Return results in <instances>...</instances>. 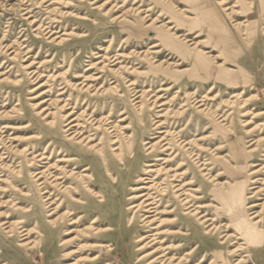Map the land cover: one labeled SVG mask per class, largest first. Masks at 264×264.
<instances>
[{
  "label": "rangeland",
  "instance_id": "obj_1",
  "mask_svg": "<svg viewBox=\"0 0 264 264\" xmlns=\"http://www.w3.org/2000/svg\"><path fill=\"white\" fill-rule=\"evenodd\" d=\"M165 33L192 49L191 61L162 45ZM196 57L204 59V66H199H208L213 78L198 72ZM222 69L239 80L220 82L217 78L227 79L228 74ZM65 103L70 104L67 112L62 109ZM70 112L75 113L71 120L79 117L103 156L67 141L64 126L70 120L65 122L64 116ZM52 119L55 129L48 126ZM113 125L115 132L110 129ZM116 137L121 141L117 147L127 148L132 141V151L125 150V163L114 151ZM163 137L172 149L166 153L160 148ZM184 141L191 146H180ZM153 145L156 151L149 155L147 149ZM34 151L49 152L51 165L59 156L76 158L71 167L61 166L90 177L88 188L76 177L65 184L78 193L75 198L83 205L50 188L57 200L65 202L60 214L68 209L76 214L70 219L77 224L70 229L89 232V249L78 257L67 255L77 250L75 234L66 236V229L53 233L50 221L57 217L49 216L33 178L37 169L45 171L50 164L38 163L39 158L33 161L29 154ZM242 152L253 157L247 160ZM169 155L177 160L170 167L184 165L182 173L194 180L196 207L209 205L200 212L216 220V226L229 221L219 215L215 193L229 194L242 176L251 182L260 179L255 185L249 182L247 207L260 204L249 214L264 215V0H0L1 219L26 230L37 227L33 240L43 246L42 256L33 259L19 247L18 239L0 228V252L10 259H0V264H73L84 257L97 258L90 264H145L138 262L147 253L140 250L138 237L150 229L144 221L147 214L131 209L141 203L134 189L140 187L137 181L146 164L162 166L164 161L156 160ZM246 162L248 168L243 167ZM86 168L90 171L83 173ZM257 170L258 175H251ZM258 190L261 193L249 199ZM173 199H166L165 206ZM10 201L18 207L4 203ZM173 208L177 214L165 218L178 221L176 230L193 229L192 245L204 249L192 263L198 264L205 250L214 253L211 247L220 245L227 229L205 235L195 218L186 220L182 208ZM96 218L100 224L95 228L112 231L96 235L90 229ZM71 238L72 247L64 244ZM178 241L187 242L184 237ZM232 244L229 241L225 250ZM107 246H113L114 255L107 254Z\"/></svg>",
  "mask_w": 264,
  "mask_h": 264
},
{
  "label": "bare ground",
  "instance_id": "obj_2",
  "mask_svg": "<svg viewBox=\"0 0 264 264\" xmlns=\"http://www.w3.org/2000/svg\"><path fill=\"white\" fill-rule=\"evenodd\" d=\"M158 33H161V30H159ZM163 35L164 37L161 38L162 39L161 43L163 46L170 47L172 50L175 51H179L186 61L187 60L191 61L189 58L194 57V52L192 51V49H190V47L188 48L185 44L174 38V36L172 35L171 37L168 36L167 33ZM248 39L251 40V37L248 36ZM157 46L158 45H154L152 48H157ZM203 60L199 59L198 61V57H196L194 61V67L197 68V70L198 69L200 70L198 72H203V74H205L209 78H213L212 74L207 71L208 66L200 67L201 65L204 66ZM201 61L203 62L202 64ZM92 69L93 67H90L88 71ZM223 69L220 72L222 74L228 73L229 76L228 74H226L227 79H224V77L217 78L220 82H224L228 84L229 83L228 80L230 81L232 79L233 82L239 80L238 76L233 75L232 72L230 71L226 72ZM85 87H87V85ZM85 87H83L81 90H83ZM202 106L204 105H201L200 107ZM68 107H70V104L65 103L62 106V109H66L67 112V110H69ZM74 114L75 113L70 112L64 116V120H66L65 122H68L70 120L64 126L66 128L65 133L67 134L66 136L67 141L74 142V144L80 145L81 147H89V150H98V146L92 144L94 142L93 136L92 137L87 136L85 132V128L79 123V117L71 120V118L74 117ZM48 126L52 129H55L56 128L55 120L52 119L48 123ZM163 126L164 124H159L158 127H163ZM114 128H116V126L110 128L113 129L112 132H115ZM160 134H164V132H161ZM167 141L168 139L165 137H163L160 140V145H161L160 148L162 149L161 152L166 153L172 150L170 149L171 145L169 141L168 142ZM164 142L166 143L162 146ZM120 143L121 141L116 137L115 141H113V145L116 146L114 148V151L118 152L117 158L119 159V161H121V163H125V157H126L125 150L127 151L129 150L130 152L132 151V141L130 142L128 141L127 148L123 147L122 145L117 147V145ZM183 144L185 148L191 146L190 143L185 141L181 142L180 146H182ZM147 150L150 151L149 155L155 153L156 151L154 145L150 146ZM188 151L192 156V158H196L195 159L196 162L200 160L199 156L195 154V152L191 148H189ZM97 152H99L101 156L104 155L100 149ZM48 153L49 152L46 151L43 153L41 152L38 153V151H34L33 153L29 154V156H34L33 161L34 159L37 160L39 158L37 161L38 163L49 161L46 162L45 164L48 165L50 164L48 169H46L45 171H39L40 169H37V171L33 173V178L35 182L38 184L37 186L42 192V195H44V199H45L44 202L46 203L47 209L48 208L50 209L49 212L51 214L49 216L57 217L56 219L50 221V224L54 229L53 233H55L56 230L66 229L65 231L66 236L71 237L75 234L76 236L74 239L73 246H75L77 250L75 249L73 251H69L67 255L68 256L76 255L75 257H78V254L81 255L85 249H89L86 242V240L91 238L88 237L89 232L80 231V230L78 232H74L70 229L74 227L75 224H77L76 221L74 222L73 219L72 220L70 219L71 217L75 218L76 214L72 212L70 209L66 210V212H64L63 214H60L61 211L64 209L63 206L65 202L64 201L60 202V199L57 200L56 197L58 196L55 193H51L50 188H54L59 191H62L61 193L67 194L70 198L75 200L76 199L75 195H78V193L76 191H72L70 187H66L65 184H67L69 180H72L74 177H76L77 180L79 179L82 182H84L85 186L88 184L87 185L88 188L90 184V179H89L90 177H87L86 176L87 174L83 175V174L75 173L74 170H68L67 167L61 166L62 164L67 163L71 167L72 165L76 164L75 163L76 158H71L67 155L64 158H60L59 156V159L56 161V163L51 165V161L53 160V158H51V156H48ZM241 154L245 155L244 158L247 160L253 157L251 153L242 152ZM175 160H176V156L172 157V155H169V158L167 159L158 158L156 160V162L164 161L162 166L153 163L146 164L142 177H139L137 181L140 187L134 189V192L140 193L135 197V199L141 201V203L139 205L132 206L131 209H137V211L140 210L145 214H147V217L144 219V221H145V225L150 229L149 234L138 237L139 238L138 242H140V246L142 245L140 247V250H146L145 252H147L143 257H140L138 262L146 261L145 264L146 263L166 264L167 262H170V264H192L194 260L202 254L204 249L201 246L192 245L193 244L192 241L195 240L193 229L189 228L187 232H184L183 230H176L175 227L178 226V221L176 219L169 220L165 218V217H173L174 215L177 214L176 209L173 208L175 205H177L178 207L182 208V210L184 211L182 215L185 216L186 220H189L190 218H195L196 221H198L199 224L204 227L205 235H209L211 233L216 234L224 227H226L227 229V231H225L227 234L221 237V240L223 241L220 243V245H214L211 247V249H216L214 253L210 254V250H205L206 254L198 264H206V262L211 256L213 258H211L212 261L210 264H262V262L264 264V215L261 216V214L258 212H253L249 214V211H253L257 208H261L262 205L256 203L247 207L248 198L246 197V192L248 191L247 188L250 184L249 182H251L252 179L250 180V178L242 176L241 179H236V185L234 189L230 191L229 194H225L221 191L215 193V199L220 201V203L217 206L218 208L217 211H219V215H221V213L222 215H226L229 221L228 224L216 226L215 225L216 223H214L216 222V220L209 218L207 215H203L204 213L200 212L201 210L207 208L209 205L196 207L195 201L198 198H196L197 195H195L194 193L198 191L192 190L194 187V180L193 179L188 180V174L182 173L184 165L180 164L176 168L170 167L171 165H173ZM33 161H30L29 163L30 167L33 166ZM200 163L201 162L199 161L196 164H200ZM204 166H206L204 163L200 165V167H203L202 169L203 172L207 170ZM255 166L258 165H254V167ZM243 167L248 168L247 162ZM89 171L90 168H86L83 171V173ZM258 174H259V170L255 171L251 175L256 176ZM204 176L208 177V174ZM161 179H163L162 182H158ZM259 181L260 179L252 181L251 183L256 184ZM260 193L261 191L259 190L254 192L249 199L256 198V196H258ZM171 197L174 198L173 201L168 202L165 206V200ZM97 198H100V202H103L102 196H98ZM77 199L75 200V203L77 205L84 204L82 201H79ZM15 202L10 201L4 203L5 204L9 203V205H13V207L17 208L18 205L15 204ZM0 204H2V202H0ZM23 212L28 213L30 211L28 210L26 211L24 209ZM1 218H2V213H0L1 231L11 239L12 238L18 239L20 242L19 247L24 249V251L27 253L26 254L27 256L29 255L33 259L36 254H40V256H42L43 246H41L40 243L33 240V236L38 234L37 227L31 230H26L25 227H20V224L18 223H10V221L6 222L3 221ZM5 219L11 220L12 216H7L5 217ZM58 220H61L60 224L58 223ZM98 224H100V221L96 218L93 220L90 226V229L95 230L96 235H99L102 232L112 231V228H106L105 230H102L101 228H95V226H97ZM14 228H15V232H13ZM232 230L234 231V233H230ZM153 232L155 233L152 234ZM183 237L187 241L186 245H183L181 242L179 243L178 241V239H182ZM200 237L202 238V236ZM229 241L233 242V244L231 245L232 248L229 250H225V247L227 246ZM11 243L12 241H9V244ZM69 243L71 244L72 247V238L66 240L64 244H69ZM191 245L195 247L188 250L185 253L186 255L179 256L183 252V249L185 247H190ZM106 251L107 254L114 255L115 249L113 248V246H107ZM3 258L10 260L9 257L5 254V252H0V259ZM96 260L97 258L93 259L91 257L90 258L84 257L75 260L73 264H90L92 262H95Z\"/></svg>",
  "mask_w": 264,
  "mask_h": 264
}]
</instances>
